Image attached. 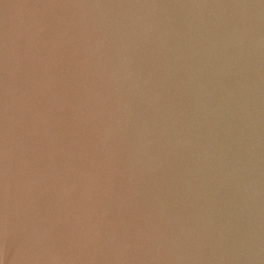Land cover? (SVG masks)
<instances>
[{
	"label": "water",
	"instance_id": "obj_1",
	"mask_svg": "<svg viewBox=\"0 0 264 264\" xmlns=\"http://www.w3.org/2000/svg\"><path fill=\"white\" fill-rule=\"evenodd\" d=\"M0 264H264V0H0Z\"/></svg>",
	"mask_w": 264,
	"mask_h": 264
}]
</instances>
